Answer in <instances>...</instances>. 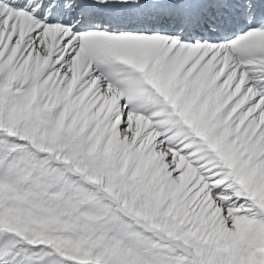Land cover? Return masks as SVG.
Returning a JSON list of instances; mask_svg holds the SVG:
<instances>
[{
    "label": "snow or ice",
    "instance_id": "snow-or-ice-1",
    "mask_svg": "<svg viewBox=\"0 0 264 264\" xmlns=\"http://www.w3.org/2000/svg\"><path fill=\"white\" fill-rule=\"evenodd\" d=\"M0 264H264V0H0Z\"/></svg>",
    "mask_w": 264,
    "mask_h": 264
}]
</instances>
